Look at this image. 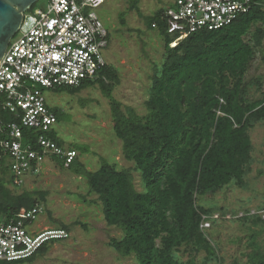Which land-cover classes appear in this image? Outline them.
Here are the masks:
<instances>
[{
  "label": "trees",
  "instance_id": "1",
  "mask_svg": "<svg viewBox=\"0 0 264 264\" xmlns=\"http://www.w3.org/2000/svg\"><path fill=\"white\" fill-rule=\"evenodd\" d=\"M255 1L253 9L232 24L193 33L175 47L172 43L180 34H169L165 9L148 18L150 29L154 23L159 27L165 55L162 62L153 63L145 115L116 98L114 92L122 84V76L110 63L96 81L56 89L74 95L99 87L111 101L115 131L124 143L130 166L121 169L102 158L101 168L91 171L80 159L81 153L68 166L63 157L55 156L54 162L87 177L89 194L97 197L92 203L101 205L109 226L122 232L121 238L112 239L111 246L124 258L134 257L136 264H199L200 254L205 256L202 264H226L211 229L228 221L249 229V251L244 253L249 264H264V199L258 206L232 209L201 203L202 197L228 187L253 189L251 174L257 159L252 132L264 124V94L250 99V86L245 81L264 46V0ZM141 2L128 0L129 9L141 12ZM146 48L145 43L143 51ZM262 79L255 80L259 87H263ZM220 98L226 100L224 105ZM218 109L226 114L219 115ZM54 110L60 121V112ZM50 135L65 147L56 130ZM261 162L264 165V159ZM8 164V157L0 153V223H11L30 210L42 208L50 195L45 190L18 193L13 189L15 181ZM137 173L142 190L137 186ZM241 213L244 216L239 217ZM228 214L233 219H226ZM206 220L211 227L202 226ZM78 223L88 229L87 224ZM59 228L71 231L64 222ZM61 241L64 238L52 239L31 257L0 264H32ZM235 264H240L239 260Z\"/></svg>",
  "mask_w": 264,
  "mask_h": 264
},
{
  "label": "rangeland",
  "instance_id": "2",
  "mask_svg": "<svg viewBox=\"0 0 264 264\" xmlns=\"http://www.w3.org/2000/svg\"><path fill=\"white\" fill-rule=\"evenodd\" d=\"M49 3L50 0H41L35 7L47 9ZM175 3L176 0H142L141 12H138L129 9L128 0H109L98 9V14L111 33L112 44L106 52V57L122 76V84L114 94L124 105L134 107L143 115L147 114L146 101L151 95L150 76L153 73V63L162 62L165 55L164 38L157 29L149 28L148 18L157 11L173 7ZM124 19L127 20L126 25L122 22ZM137 30H141L143 36H139ZM248 39L250 40V37ZM145 43L146 52L143 51ZM260 77L263 78V87H259L255 81ZM245 81L250 86V99L263 97L264 46L252 61ZM46 95L50 106L61 115V120L55 126L58 137L65 142L66 148H78L81 151L80 159L91 171L101 168L102 158L116 163L121 169L130 166L131 163L124 156V143L115 131L111 101L99 87L86 88L74 95L50 89ZM252 136L257 159L251 174L253 189L228 187L217 194L202 197L203 205L232 209L248 205L258 206L262 202L264 165L261 160L264 159V124L257 125ZM43 166L42 172L37 176H29L27 184L23 187L13 186L18 193L26 189L50 192L48 201L42 203L45 212L29 227V231L36 234L41 229H57L62 222L68 224L71 231L69 238L51 245L48 253L32 264H136L134 257L124 258L111 246L112 239L121 238L122 232L109 226L101 205L92 203L97 197L89 194L87 177L62 169L52 158L47 159ZM261 169L263 174H260ZM7 176L10 174L7 173ZM139 176L140 174L137 175ZM137 186L139 190L144 188L140 177ZM82 196H86L87 200ZM50 212L53 214L51 217ZM44 220L46 223L41 228ZM78 222L87 224L88 229ZM211 230L220 242L219 252L225 258L226 264H235L236 260H239L240 264H249L248 258L244 256V253L249 251L248 227L239 222L228 221ZM211 239L214 240L212 236ZM261 240L264 242V236ZM217 241H214V244H217ZM204 257L200 254L197 258L199 264L204 262Z\"/></svg>",
  "mask_w": 264,
  "mask_h": 264
},
{
  "label": "built area",
  "instance_id": "3",
  "mask_svg": "<svg viewBox=\"0 0 264 264\" xmlns=\"http://www.w3.org/2000/svg\"><path fill=\"white\" fill-rule=\"evenodd\" d=\"M108 1L50 0L47 9L32 7L25 12L0 64V153L8 157L15 187L39 175L49 158H66L68 166L80 156L78 150L61 147L50 135L59 119L46 94L101 77L109 65L106 52L112 43L98 9ZM255 5V0H176L163 15L169 34H180L172 47L193 33L232 24ZM153 28L159 30L157 23ZM221 103L226 100L221 98ZM217 112L226 114L222 109ZM43 213L37 207L19 220L0 223V261L30 257L50 234L69 236L65 230L57 234L50 228L32 234L29 227ZM261 214L264 217V210ZM226 219L233 216L228 214ZM202 226L209 228L212 223L206 220Z\"/></svg>",
  "mask_w": 264,
  "mask_h": 264
},
{
  "label": "water",
  "instance_id": "4",
  "mask_svg": "<svg viewBox=\"0 0 264 264\" xmlns=\"http://www.w3.org/2000/svg\"><path fill=\"white\" fill-rule=\"evenodd\" d=\"M40 0H0V64L12 39L19 32L25 12Z\"/></svg>",
  "mask_w": 264,
  "mask_h": 264
},
{
  "label": "clouds",
  "instance_id": "5",
  "mask_svg": "<svg viewBox=\"0 0 264 264\" xmlns=\"http://www.w3.org/2000/svg\"><path fill=\"white\" fill-rule=\"evenodd\" d=\"M158 30V29H157ZM158 32H159V30H158ZM221 99V98H220ZM219 110V109H218ZM217 110V111H218ZM45 212V211H44ZM52 231H55L57 234H59L63 229H61V228H57V229H55V228H50ZM41 230H43V229H41ZM69 236H70V234H69ZM69 236H67V237H64V236H62V235H55V236H51V234H50V238H48V239H45V240H43L42 242H41V244L34 250V252H33V254L31 255V256H33L46 242H48V241H50V240H52V239H58V238H64V240H66L67 238H69ZM30 256V257H31Z\"/></svg>",
  "mask_w": 264,
  "mask_h": 264
},
{
  "label": "crops",
  "instance_id": "6",
  "mask_svg": "<svg viewBox=\"0 0 264 264\" xmlns=\"http://www.w3.org/2000/svg\"><path fill=\"white\" fill-rule=\"evenodd\" d=\"M45 219H46V218H45ZM45 223H46L45 220L42 221V224L40 225V227L42 228V226H43Z\"/></svg>",
  "mask_w": 264,
  "mask_h": 264
}]
</instances>
